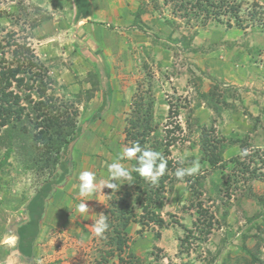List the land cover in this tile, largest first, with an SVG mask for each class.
<instances>
[{
  "label": "rangeland",
  "instance_id": "rangeland-1",
  "mask_svg": "<svg viewBox=\"0 0 264 264\" xmlns=\"http://www.w3.org/2000/svg\"><path fill=\"white\" fill-rule=\"evenodd\" d=\"M155 1L143 0L141 11L157 26L135 21L138 10L125 29L96 22L90 32L77 26L71 0H0V58L11 60L8 42L28 46L51 79L47 94L70 114L77 109L82 129L66 153L69 175L46 200L29 264H121L106 233L97 236L93 228L107 208L108 188L83 198L77 185L82 171H92L98 184L108 180L107 166L116 161L130 170L129 159L120 157L129 147L125 130L135 100L151 104V137L169 142L173 171L193 160L200 169L187 183H165L156 207L163 227L129 224L120 258L127 264H231L242 243L253 246L246 219L260 209L256 197L264 196V182L247 179L264 175V0H227L240 5L238 22L225 12L220 22L188 17L163 0L154 7ZM137 22L142 27L135 28ZM212 91L217 111L202 96ZM203 135L219 140L217 149L238 139L247 158L231 145L210 167L200 155ZM4 156L1 149L0 163ZM233 158L248 170L234 168ZM48 173L25 170L15 153L0 167V264H27L15 253L12 227L22 223L26 203ZM85 200L90 212L81 215L76 206ZM133 211L139 220L137 204Z\"/></svg>",
  "mask_w": 264,
  "mask_h": 264
},
{
  "label": "trees",
  "instance_id": "trees-1",
  "mask_svg": "<svg viewBox=\"0 0 264 264\" xmlns=\"http://www.w3.org/2000/svg\"><path fill=\"white\" fill-rule=\"evenodd\" d=\"M84 1L87 2L86 0L81 2ZM156 2L157 0L154 7L157 6ZM74 3L77 10L76 20H79L87 12L79 10L76 0ZM163 3H172L175 10L183 12L188 17L197 18L203 15L206 18L213 16L218 20L222 12H225L238 22L236 17L240 5L230 4L227 0H163ZM255 6L259 7L258 4ZM86 7L88 10V3ZM141 14L142 11L136 13L134 20L139 21ZM6 44L12 49L10 61L5 57L0 58V150H5L4 162L11 153H15L20 157L25 170L36 168L49 172L48 178L26 203L25 212L28 221L18 227L16 234V250L30 261L33 256V244L39 234L40 222L45 213L46 200L51 196L53 188L61 185L69 175L71 165L66 159V153L68 146L79 137L82 129L81 126L76 125L77 109H73L70 114L65 104H61L58 99L47 94L51 79L47 70L37 64L33 51L25 44L14 42ZM212 95L213 91L202 96L217 111V103L213 101ZM105 101L104 95L102 105L90 117L91 122L98 119ZM150 108L149 103L145 107L144 103L134 101L128 128L125 130L128 146L139 143L142 148L161 153L167 160V168L158 183L153 185L134 170L137 167V161L132 158L129 160L131 168L128 170L132 178L122 181L121 189L116 192L108 189L109 201L103 212L107 216L108 229L104 233L108 237L106 244L117 250L120 256L126 248L128 249L127 227L129 224L137 223L142 227L153 224L158 228L163 227L164 221L156 212V207L163 198L165 183H187L192 177V175H186L182 181L178 180L175 176L176 171H173L172 162L168 159L169 142L152 139ZM214 142L217 144L219 140ZM215 143L205 135L199 141L201 158L210 167H215L222 162V154L231 145H237L242 153L245 152V146L238 139L230 141L227 145L220 144L218 149ZM243 157L247 158V155L243 154ZM240 159L233 158L230 163L234 168L241 167V172H246L248 169L244 167L245 163ZM4 162L0 163V167ZM251 176L247 180L258 178L264 182L262 174L256 175L253 172ZM226 182L222 183L223 186H228ZM191 189L192 187L190 191ZM215 189L218 190V186H215ZM256 201L259 211L246 219L248 230L252 232L249 239L253 242V246L248 248L242 243L238 248L240 256H236L231 264H264V196H257ZM133 204H137L141 209L139 220L136 219ZM32 212L37 213L35 218ZM207 226L210 228L211 224L208 223ZM246 233L243 235V241L247 238L248 233ZM120 256V263L127 264Z\"/></svg>",
  "mask_w": 264,
  "mask_h": 264
},
{
  "label": "clouds",
  "instance_id": "clouds-1",
  "mask_svg": "<svg viewBox=\"0 0 264 264\" xmlns=\"http://www.w3.org/2000/svg\"><path fill=\"white\" fill-rule=\"evenodd\" d=\"M139 153V155H137ZM246 154V150L244 153ZM121 159L127 158L131 160L135 158L137 167L134 169L140 176L144 177L153 185H156L159 178L164 175L167 168V160L164 159L161 153L150 149L142 148L139 143H134L131 147H127L121 154ZM109 179L97 183L96 175L92 171H82L78 176L79 195L83 198L93 195L98 189L108 188L112 191H118L121 183L124 180H130L132 177L128 169L122 166L118 161L109 164L108 166ZM199 160H193L188 168H178L175 176L178 180H183L186 175H194L199 172ZM86 201L79 203L76 206L77 213L87 215L90 212ZM98 219L93 225L94 232L97 236H103V233L108 229L107 216L98 214Z\"/></svg>",
  "mask_w": 264,
  "mask_h": 264
},
{
  "label": "crops",
  "instance_id": "crops-1",
  "mask_svg": "<svg viewBox=\"0 0 264 264\" xmlns=\"http://www.w3.org/2000/svg\"><path fill=\"white\" fill-rule=\"evenodd\" d=\"M77 1V6L79 8V10L82 11H86L87 14L85 16H82L78 21V25L77 26H82V27H86L89 26V31H95V27H96V22L97 25H103L104 26H109L110 24L114 25L115 27H119L122 29H125V27L132 25V21H133V13L137 12L138 10L141 11L143 6V0H86L87 2H81L82 0H76ZM86 3H88L89 5V9L87 10L86 7ZM70 6H71V11H72V15L74 17H76V5L74 3V0H71L70 2ZM150 16L147 14V11H145L144 13H142L140 15V22L144 25H154L157 26L156 24H158L156 21H154L153 19L151 20L149 18ZM91 21V22H90ZM94 21V22H93ZM149 22V23H148ZM95 23V24H93ZM141 23L139 24L138 22L136 23V25L134 26L135 28H137L136 26L139 25L142 27ZM103 27V26H102ZM137 37V36H135ZM137 39H141L140 37H138ZM120 43L122 42V40L119 38ZM104 43V42H103ZM110 45V44H109ZM106 45V46H109ZM113 44L111 43V46ZM113 48V47H112ZM28 221V216L25 212L24 214V220L22 221V223L19 224V226H21L23 223ZM18 231V229H17ZM17 239V236H16ZM17 242V241H16ZM17 245V243H16ZM15 253L16 255L24 262H26L27 264H29L31 262L27 261L23 255H21L15 248ZM32 259V258H31Z\"/></svg>",
  "mask_w": 264,
  "mask_h": 264
},
{
  "label": "water",
  "instance_id": "water-1",
  "mask_svg": "<svg viewBox=\"0 0 264 264\" xmlns=\"http://www.w3.org/2000/svg\"><path fill=\"white\" fill-rule=\"evenodd\" d=\"M57 172L60 173V170L58 169ZM18 227H19V224L14 225V226L12 227V230L14 231L15 235L17 234V229H18Z\"/></svg>",
  "mask_w": 264,
  "mask_h": 264
}]
</instances>
